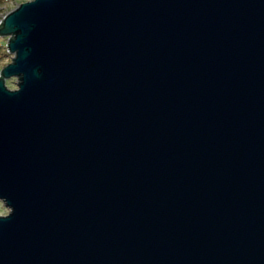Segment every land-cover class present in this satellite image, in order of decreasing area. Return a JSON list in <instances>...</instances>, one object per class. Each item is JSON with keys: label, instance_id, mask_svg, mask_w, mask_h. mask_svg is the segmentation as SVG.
<instances>
[{"label": "water", "instance_id": "95a60500", "mask_svg": "<svg viewBox=\"0 0 264 264\" xmlns=\"http://www.w3.org/2000/svg\"><path fill=\"white\" fill-rule=\"evenodd\" d=\"M0 35V264H264V0H29Z\"/></svg>", "mask_w": 264, "mask_h": 264}, {"label": "rangeland", "instance_id": "374dc122", "mask_svg": "<svg viewBox=\"0 0 264 264\" xmlns=\"http://www.w3.org/2000/svg\"><path fill=\"white\" fill-rule=\"evenodd\" d=\"M29 0H0V23L3 17L19 6L20 3H23ZM11 36L9 35H0V70L8 63L12 61L14 53L10 52L7 48L8 40ZM6 86L13 89L16 88L17 79L8 78L5 79ZM9 209L4 206L3 202L0 201V215H6Z\"/></svg>", "mask_w": 264, "mask_h": 264}, {"label": "trees", "instance_id": "16d2710c", "mask_svg": "<svg viewBox=\"0 0 264 264\" xmlns=\"http://www.w3.org/2000/svg\"><path fill=\"white\" fill-rule=\"evenodd\" d=\"M0 25H1V23H0ZM0 73H1V70H0ZM5 82H6V80H5Z\"/></svg>", "mask_w": 264, "mask_h": 264}, {"label": "snow or ice", "instance_id": "6c2138e0", "mask_svg": "<svg viewBox=\"0 0 264 264\" xmlns=\"http://www.w3.org/2000/svg\"><path fill=\"white\" fill-rule=\"evenodd\" d=\"M0 214H3V213H0Z\"/></svg>", "mask_w": 264, "mask_h": 264}, {"label": "clouds", "instance_id": "9594fccd", "mask_svg": "<svg viewBox=\"0 0 264 264\" xmlns=\"http://www.w3.org/2000/svg\"><path fill=\"white\" fill-rule=\"evenodd\" d=\"M6 218V217H5Z\"/></svg>", "mask_w": 264, "mask_h": 264}]
</instances>
